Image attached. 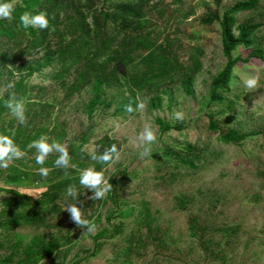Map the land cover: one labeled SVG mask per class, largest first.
<instances>
[{"label": "rangeland", "instance_id": "374dc122", "mask_svg": "<svg viewBox=\"0 0 264 264\" xmlns=\"http://www.w3.org/2000/svg\"><path fill=\"white\" fill-rule=\"evenodd\" d=\"M237 1L183 0L179 5L171 0H156L163 15L151 5L144 7L154 34L160 33L157 42L170 38L171 52L181 65H193L194 57L199 66L189 94L184 92L178 77L182 69L174 68L170 78L156 90L160 96L158 106L150 104L153 92L143 90L136 98L137 103L143 102V109L132 113L118 111L132 96L125 87L111 86L103 91V98L110 105L99 106L89 115L86 104L91 96L90 87L70 94L68 85L73 74L66 75L61 82L55 76L57 67L51 66L28 79V99L40 104L34 110L39 112L36 122L54 127V135H47L49 142H60L69 152L70 143L79 145V137L85 135L81 146L90 156L97 141L107 136L120 149V157L102 169L108 182L116 181L113 200L100 207L95 203L83 206L81 202L90 200L92 192L82 188L84 196L77 206L81 207L83 218L95 224L94 231L88 232L86 226L79 227L71 220L65 203L73 201L66 200L64 191L57 199L61 211L52 212L47 225L0 228V264H20L22 249L34 237L58 238L62 242L51 258L37 264H264V63L252 58L236 64L231 88L238 98L227 95L234 101L231 107L226 102H209L210 81L223 68L225 57L218 22L205 24L201 17L209 11L221 15ZM115 2L109 0L106 8ZM102 4L101 0L94 1L93 10ZM185 12L190 14L184 16ZM236 18L239 24H261L254 47L264 50V0L256 9L240 12ZM248 53L249 49L239 47L234 56L245 58ZM118 65L124 73L122 64ZM250 79L256 80L251 88L247 86ZM6 90L4 83L0 94ZM177 111L183 112V120L174 118ZM210 115L217 124L216 130L209 127ZM156 118L169 122L172 128L162 132ZM11 119L16 123V118L7 112L1 122L6 124ZM149 127L156 141L146 145L150 151L145 156L141 155L139 137ZM230 128L252 134L241 143L224 142L220 134ZM55 133H61L62 139L55 138ZM187 144L195 147L194 153L198 155L194 167L174 159L185 156ZM162 150H167L169 157ZM52 155L57 154L49 157ZM34 159L32 149L12 163L26 170L24 180L28 182L41 167ZM43 167L53 174H63L62 177L67 173L57 171L56 166ZM24 184L6 185L0 178V187L15 189L33 199L46 190L36 182ZM6 198L13 201L12 194L0 190V220L9 211L3 202ZM180 200L184 203L180 204ZM126 209L129 215L121 216ZM191 217L206 226L202 237L200 230L191 235ZM145 219L158 229H147ZM113 225L121 229H113ZM99 232L103 234L97 237ZM18 243L16 251L14 245ZM9 255L11 261L3 263Z\"/></svg>", "mask_w": 264, "mask_h": 264}, {"label": "trees", "instance_id": "16d2710c", "mask_svg": "<svg viewBox=\"0 0 264 264\" xmlns=\"http://www.w3.org/2000/svg\"><path fill=\"white\" fill-rule=\"evenodd\" d=\"M94 1L96 0H14L17 5L16 19L10 22L0 21V86L4 83L8 85L10 82L14 85L11 89L7 87V90L0 94V134L14 132L15 142L26 153L32 151L28 148L31 141L42 135H54V127L39 120L36 122L39 112L34 110L40 104L28 99L30 97L28 79L45 68L57 67L55 76L61 82L66 80V75L73 74L74 77L68 85L70 94L80 92L87 86L90 87L91 96L86 104V112L89 115L99 106L110 105V101L103 98V91L104 88L111 86L125 87L132 96L131 100L123 102L118 107V111H127L129 105L136 107L137 95L143 90L153 92L150 98L152 106L160 105V96L156 90L161 83L170 78L177 66L182 69L178 77L184 92L189 94L192 91L193 77L199 67L196 64L197 60L192 57V64L195 66L191 65L186 68L171 52L173 40L167 37L166 40L157 42L160 33L154 34V29L148 23V16L144 12V7L151 5L157 13L163 15L164 10L158 7L156 0H116L114 5H110L108 9L106 5L109 0H101L102 6L93 10ZM171 1L179 5L183 3V0ZM260 1L239 0L224 10L221 15L218 12L209 11L201 17V22L205 24L218 22L222 54L225 57L223 68L209 84V102L211 103L226 102L228 107H231L234 101L227 95L230 94L233 99L238 98L231 88V74L238 62L246 63L256 58L264 63V50L254 47V37L261 24L248 21L239 24L236 18L240 12L256 9ZM25 11L46 12L49 18V28L25 29L18 24L19 15ZM189 14L185 12L184 16ZM239 47L249 49L245 58L234 56V52ZM118 63L124 67V73L119 71ZM10 92L15 93L24 101L26 124H19L17 121L15 123V119L9 120L6 124L1 122L3 115L9 112L4 102ZM156 122L162 132L172 128L171 124L163 119L156 118ZM209 127L213 130L217 129V124L211 115ZM250 134L252 133L230 128L227 132L221 133L220 138L224 142L241 143ZM55 138L61 140V133L58 135L55 133ZM79 141L81 142L79 145L74 142L70 143L69 155L73 166L67 169L56 167L57 171L67 172L63 177V174H53L50 171L47 177L33 173L35 177H32L29 182H36L46 187V190L36 199L15 189L0 187L1 191L13 195V201L3 199L9 211L4 214V219L0 220V228L8 229L22 224L47 225L46 222L52 212L61 211L57 199L61 198V194L69 185H74L78 189L80 193L78 201L82 199L81 196H84L82 194L85 191H82L83 186L78 182L80 171L92 166L97 170H102L110 163L94 161L90 159L91 155L87 156L81 146L85 141V135H81ZM112 144H114L113 140L105 136L97 141L94 153L99 154ZM194 149L195 147L187 144L184 147L185 156H174V159L194 167V159L198 156L194 153ZM162 152L168 155L167 150H162ZM55 159L56 155H52L46 159L43 166L54 167ZM51 173L53 176H50ZM26 176V170L14 164L0 171V178L6 185L29 184L24 180ZM109 183L112 187L104 199H90L81 204L90 207L95 203L97 207H100L106 201L113 200L116 181L110 179ZM183 203L184 201L180 200V204ZM120 215L126 217L129 211L126 209ZM144 224L147 229H158L146 219ZM205 228L206 226L201 225L196 217L190 218L191 235H196V232L200 230L202 237V229ZM113 229H121V226L113 225ZM101 234L103 233L99 232L97 237ZM19 244L14 245L16 251ZM61 245L62 242L58 238L47 240L34 237L22 249L23 256L19 258V263L37 264L44 258H51ZM12 255L4 259L3 263L10 262ZM71 264H78V262Z\"/></svg>", "mask_w": 264, "mask_h": 264}, {"label": "clouds", "instance_id": "9594fccd", "mask_svg": "<svg viewBox=\"0 0 264 264\" xmlns=\"http://www.w3.org/2000/svg\"><path fill=\"white\" fill-rule=\"evenodd\" d=\"M17 5L14 0H0V21L10 22L16 19ZM18 24L22 25L25 29L31 28L34 30H44L49 28V18L47 13L44 11L30 12L25 11L18 17ZM256 85L255 79L247 81L248 87H254ZM13 83H9L7 87L11 89ZM5 107L9 110L11 115L16 118L19 124H26L27 118L25 115V104L21 98H18L15 93L10 92L7 99L5 100ZM143 102L137 103L135 109L129 105L127 111L132 113L134 110L143 109ZM176 120H183L184 114L181 111L174 113ZM15 133L11 134H0V169H7L13 162L22 159L26 153L19 147L14 140ZM140 142L143 151L141 155L149 154V147L156 141V135L154 131L149 127L145 128L140 134ZM28 148L35 149V163L41 165L38 169L39 174L42 177H47L49 169L43 167L46 159L50 154H57L54 164L57 168L67 169L71 167V157L66 146L55 140L49 142L47 136H40L30 142ZM120 157V149L116 144H112L107 147L105 151L99 154H92L90 159L101 163H110L113 160H118ZM79 185L83 186L92 192L90 199L102 200L105 198L106 193L111 189V184L107 181L103 174V170H97L94 166L84 168L80 171ZM80 193L74 185H69L65 190L66 200L73 202H66L65 206L67 212L70 214V218L79 227H87L88 232H92L95 229V224L88 219L83 218L82 209L78 207V197ZM64 206V208H65ZM63 208V209H64Z\"/></svg>", "mask_w": 264, "mask_h": 264}, {"label": "water", "instance_id": "95a60500", "mask_svg": "<svg viewBox=\"0 0 264 264\" xmlns=\"http://www.w3.org/2000/svg\"><path fill=\"white\" fill-rule=\"evenodd\" d=\"M120 65L117 64V67H119ZM119 69V68H118Z\"/></svg>", "mask_w": 264, "mask_h": 264}]
</instances>
